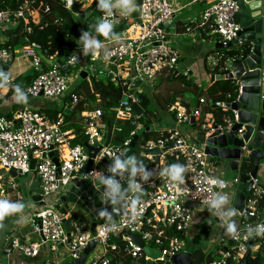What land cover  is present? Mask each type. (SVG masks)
I'll use <instances>...</instances> for the list:
<instances>
[{"label": "built area", "instance_id": "1", "mask_svg": "<svg viewBox=\"0 0 264 264\" xmlns=\"http://www.w3.org/2000/svg\"><path fill=\"white\" fill-rule=\"evenodd\" d=\"M66 8H69L67 1H62ZM193 4H203L201 18L198 25L207 30L209 35H217V42L228 43L237 36L238 26L232 22V15L237 10L236 2L233 0H191ZM139 12L137 19L131 24L122 37L121 42L112 40L103 43L105 48L111 52L107 61L103 52L90 61H98L103 65V70L118 80V75L126 71L128 80L119 84L122 94L111 109L114 119L111 130L108 127V136L105 144H101L103 137V124L100 122L102 110L94 106L83 111L81 114L85 124L83 138L74 142L75 134L71 129L65 128L66 120L63 114L49 119L38 109H31L27 106L20 108L14 120H6L0 116V194H4L3 187L16 189L17 183L12 180L11 171L15 174H28L34 172L39 180V192L41 196L39 204L31 201L37 209L32 216L35 218L33 228L41 237L40 242L20 240L18 237L11 239L3 249L9 257L13 252H19L26 257H35L40 253L42 247H49L53 254L60 255L64 248L70 260L80 256L87 244L92 241L94 248L99 246V251L93 253L89 264H145L148 256L144 248L130 239L131 235L138 236L145 246L160 252V256L152 260V264H171L170 258L185 251L186 240L184 234L190 230L192 212L196 205L207 207L208 198L217 191L227 192L238 180L235 175L231 180L224 176H215L208 168L204 152V143L196 141V137L187 138L178 128L160 127L161 134L154 139L147 141L143 148L142 157L151 162L150 170L163 168L168 163H181L190 167L185 173V179L181 188L177 189L164 177H155L148 184L144 185L145 192L142 196L143 204L139 217L132 222L116 217L120 224L116 232L100 234L101 230L97 225H103L105 221L96 217L93 230L91 222L83 217H77L72 209L65 207L60 202L70 187L78 182L89 181L93 187L101 192L102 187L94 186L95 178L88 176L92 171L107 173V166L111 159L119 155L128 146L136 131L142 127L137 120L140 116L136 114L133 105L138 103L135 94L127 91L128 85L139 79L141 84L144 81H154L157 76L175 69L179 59V50L169 42V24L177 12L172 0H139ZM188 10V9H187ZM189 13V12H188ZM191 14V13H189ZM28 14L23 8L0 9V28L14 26L23 23L25 33H30ZM177 20L181 19L177 15ZM32 48L40 49L38 44H30ZM74 53V52H73ZM69 54L62 62H55L45 70H38L37 75L24 88L28 98L42 96L49 100H59L67 95L68 100L64 102V112L71 111L79 102L78 95L69 93V81L66 71L70 67L80 64L84 57L81 51H77L80 58L70 61ZM12 55L7 47L0 45V65L8 66ZM32 62L35 67L39 66L40 60L33 55ZM126 87V89L124 88ZM138 92L140 90L138 89ZM99 100H97L98 102ZM205 98L199 97L194 105L181 104L171 106L174 125H190L193 119L195 134L200 133L204 138L211 136L216 130L220 133L229 131L236 121L235 114L232 118L223 115L219 120L212 121L210 117H201ZM223 110L226 108L223 107ZM134 125L129 138L122 145H115L109 141L110 131H120L123 126ZM238 134L242 130L237 131ZM82 142L90 146H100L90 167L85 170L90 157ZM264 149V139L262 141ZM244 154L241 155V164L250 157L251 150L247 146L242 147ZM51 153L56 158L53 161ZM31 159L35 160L33 170L30 169ZM84 173V175H82ZM209 177H218L224 181L223 187L207 183ZM125 186H127V179ZM6 189V191H7ZM263 190L258 185V179L252 183V196L245 199L243 214L237 213L234 219L239 223V235L233 239L222 233L197 232L195 250L207 255L212 252L204 239L211 238V244L216 248L215 254L218 259L212 264H241V258L245 254L249 242L250 259L255 261L258 252H264V237L245 238L246 229L249 225L264 223V216L258 212V200ZM51 194H56V208H47V200ZM17 191L16 196L18 197ZM251 218L244 219L242 216ZM66 224V226H65ZM68 228V231L66 230ZM116 239L122 243L117 245ZM113 240V241H112ZM92 249V250H93ZM91 250V251H92ZM0 264H18L9 261Z\"/></svg>", "mask_w": 264, "mask_h": 264}, {"label": "crops", "instance_id": "2", "mask_svg": "<svg viewBox=\"0 0 264 264\" xmlns=\"http://www.w3.org/2000/svg\"><path fill=\"white\" fill-rule=\"evenodd\" d=\"M62 1H67L69 3L70 7L67 9L70 10L74 14L75 18L77 19V25L80 27V30L78 31L77 35L80 36L81 32L83 31V26L85 24V21L87 17L89 16V14L91 13V11L93 10V8L97 6L98 0H84V1L82 0H62ZM172 3L174 4L177 12H175L169 24L168 32L169 33L172 32L173 33L172 35H176V36L187 34L188 36L193 38L191 40L192 44H188L186 46L181 45V47L186 51L187 57L189 55V59H188V58H185L184 53H182L183 58H182L181 63L185 67L190 63V60H194V61L197 60L198 62V65L195 64V62L191 63L190 65L191 68L189 70V73H191L192 75L189 81H192L198 87V92L196 94L197 97L194 99L184 98L185 103L194 105L200 96L204 97L206 101L202 108L201 117H210L212 121H215L216 119L214 116L216 112H212L211 103H212L213 98H215L216 94L209 95L208 92L217 90L220 86L219 84L216 83L217 81L216 82L214 81L211 83L210 76L213 74H228L230 72L231 60L229 59V52L220 50V49H215L214 46L217 41L214 43L213 47H207V48L203 47L199 49L200 44L202 43L205 44L206 41L213 40V35H209L206 29H203L198 25L200 18H201L203 4L201 5L193 4L191 0H172ZM136 4L137 5L139 4V0H136ZM16 8H23L26 10L27 14L29 15L28 22H31L33 24L40 23L41 16L39 15V12L36 9H33L31 7V0H0V9H16ZM71 8H75V9L71 10ZM77 8H83V9L80 12H76ZM185 9H188V10H185ZM188 12L191 14H189ZM102 15L103 13L101 14V16ZM177 15L181 19L186 20V22H184L183 20L182 21L177 20L176 18ZM137 16H138V11H135L131 14H123V15L120 14L119 12L116 13L115 19L118 20L116 24L123 25L122 31L120 32L122 34V37L126 35V31L131 27V24L137 19ZM17 26H20V29L14 32L15 30L14 28H16ZM23 32H24L23 23H19L14 26H4L0 28V45L7 47L12 55V60L9 63V66L6 67V69L10 68L13 70L11 72L12 73L11 84L12 85L19 84L21 85V87L25 88L35 77L36 71L45 70L49 68L50 66H52L55 62H58V58H57L58 51L55 49L56 52L53 57L48 56L44 52L42 56L37 55L35 52V49L30 46V44H33V43L27 42ZM19 34H22V37L17 38L16 35H19ZM79 38L80 37H78V40ZM169 38L170 36L168 37V39ZM77 51H80V48L72 52H69V54L73 52H77ZM205 52L207 53L204 58L203 54H205ZM33 55L39 58L40 60L39 66L38 67L33 66L32 61H31V67L29 69H26L23 61L26 59V57H31L32 59ZM210 56L213 57V59L211 61H207L210 58ZM42 57H44L46 60H43ZM0 69H4V68L0 67ZM183 73L186 74V72H183ZM184 77L186 78L187 75H185ZM70 92H71V89L69 86V93ZM13 95H14V89L12 86H9L7 90H0V116H3V118H5L6 120H12V121L14 120L16 112L23 106H27L31 109H38L42 111V114L45 115L47 118L54 119L56 116L53 117L51 115H48L46 111L56 110L57 108H59V106H62V104H64L63 100L65 97H67V95H65L62 99L53 100L52 102H45L44 100L37 99V98H28L27 103H15V102H12V99H11ZM5 101H8V103H5ZM222 102H225V100H223ZM86 108L89 109V107H86ZM71 111H66L65 113L68 112L69 114V112ZM223 111L224 110L219 111L220 117L223 115ZM163 117H164L163 121L160 122L159 124L165 123L168 126L167 128L176 127L182 133H184V135H187V138L196 137L195 135L196 127H194V124L193 126L192 124H190L189 126L185 124L176 126L174 125L172 116L169 113H166ZM67 125H68V122H66L65 128L67 127ZM159 127H163V125H159ZM153 131L157 133V136L161 134L160 128H158L157 130L153 129ZM261 147L263 149V146ZM143 152H144V148L141 146V148H139L140 155H142ZM263 152H264V149H263ZM250 160L253 162L251 156L241 165H243L244 163H249ZM146 161L149 162V167H150L151 162L147 159ZM207 164H208L209 170L215 176L226 177V175L227 176L232 175V177H234L236 175L232 173L231 171H229V169L225 165L220 163V161H218L217 159H213L209 157L207 159ZM248 173L249 172H247L246 174ZM257 179H258V185L263 190L261 195H263L264 194V159L261 160L259 163ZM37 180H38V177H37ZM84 182H81L82 184L81 187H77L76 184L74 186H71L70 191L64 196V199L61 198L60 202H62L63 204L65 203V207L67 208H69L68 202H71V203H75L77 206L84 209L85 214L79 215V214H76L73 207L70 208L72 209L73 213L77 217H83L86 220L90 221L92 224L93 219L96 222L95 209L104 207V205H102L101 202L99 201L93 200L92 192H90L89 186L92 187L93 190H95L100 197V193L98 192V190H96L89 181L86 182L87 183L86 185H84ZM37 185L39 187V180H38ZM233 188L234 189L230 188L229 191L225 192L230 197V205H229L230 207H233V203H234L235 186ZM9 190L14 193L15 200L24 202V198H25L24 195L18 191L19 195L17 197L16 189L8 188L4 194L6 195ZM30 192L29 193L31 197L33 194H38L39 191L38 192L30 191ZM249 194H251V192ZM108 207H111V206L108 205ZM258 212H260V214L264 216V206L262 210ZM23 215H24V219H16V218H19V216H16L15 217L16 220L10 222L8 226L9 229H7L4 232L7 236L4 237L5 241L3 243L2 249L0 250V255L4 258V259L0 258L1 261L5 263L12 261L18 264H63L64 262L72 261V260H68L66 257H63L64 254L68 256V254L65 251L61 250L60 255H56V254L51 253V251L47 250L49 247L47 248L42 247L40 249V253L35 257H26L19 252H13L12 255L7 257L3 249L9 244L11 239L18 237L20 240H23V241L25 240L36 241L33 239L32 235L34 233L39 235V233L35 231L33 228L34 222H32L29 219L28 212L24 211ZM242 217L246 220L251 219V218H247V216H244V215ZM236 222L239 225L238 220H236ZM215 225H216V228L212 230L211 228ZM31 229H33L35 232L33 233ZM199 231H205L207 233L211 232V233L216 234V233L225 232V229L221 226L220 220L215 215H211L207 207H204L203 209H197L192 212L190 230L184 234L186 245H187V239L192 244L193 240L196 237V233ZM40 240H41V237L39 241H36V242H40ZM191 251H192V245L190 249H186L185 252L191 253ZM52 254L55 257H58L57 262L55 261L53 263L52 261L48 259V255H52ZM258 254L261 255L262 257L260 261L256 259L255 261L252 262L250 259V256H248L247 264H264V252H258ZM216 260L214 259V261Z\"/></svg>", "mask_w": 264, "mask_h": 264}, {"label": "water", "instance_id": "3", "mask_svg": "<svg viewBox=\"0 0 264 264\" xmlns=\"http://www.w3.org/2000/svg\"><path fill=\"white\" fill-rule=\"evenodd\" d=\"M236 2L237 10L232 15V22L238 26L236 38L228 43L216 42L214 48L229 52L231 60V70L228 74H213L210 76V82L219 80H231L235 83L238 91L235 99L228 102H219L218 106L224 107L234 112L236 121L231 129L220 133L216 130L208 138L200 133L196 135V141L204 143L205 154L213 159H217L225 165L229 171L236 173L238 180L235 183L234 203L233 207L237 209V213L243 214L245 209L246 196L252 191L253 180L257 178L258 166L264 159L262 149V141L264 139V0H233ZM56 50L48 48L44 53L53 57ZM89 62V56H85V63ZM177 71L175 72V74ZM86 70L80 72V77L84 79L87 76ZM108 81L113 80L112 74L102 72ZM191 81H189L190 83ZM141 85L139 79H134L127 87L128 91L138 90ZM194 120H191L193 126ZM148 129V128H147ZM241 129L242 133L237 131ZM108 136V126L104 127L101 144H105ZM137 135H134L120 154L128 150V154L134 149L137 142ZM87 149L89 160L85 170H88L92 159L95 157L100 146H90L86 142H82ZM244 145L251 150L250 156L253 160V168L248 174H242L241 155L244 154ZM53 161L57 163L56 158L51 153ZM35 160L31 159L30 169L33 170ZM12 176H16L11 171ZM84 175V173L82 174ZM95 184V180H94ZM81 187V182L76 184ZM41 196L33 194L31 199L39 204ZM64 199V196L61 197ZM108 207V206H107ZM203 205H196L195 209H203ZM111 211V207H108ZM66 226V224H65ZM95 226L93 219L91 230ZM68 231V228L66 229ZM130 239L141 245L148 259L145 264H152V260L160 256V252L148 246H145L138 236L131 235ZM254 242L251 240L245 254L241 258V264H247V258L250 253V245ZM94 247V243L90 241L84 248L80 256L72 261L63 264H84L87 255ZM171 264H193L192 253L181 252L170 258ZM225 264H229V259Z\"/></svg>", "mask_w": 264, "mask_h": 264}, {"label": "trees", "instance_id": "4", "mask_svg": "<svg viewBox=\"0 0 264 264\" xmlns=\"http://www.w3.org/2000/svg\"><path fill=\"white\" fill-rule=\"evenodd\" d=\"M31 7L39 12L41 20L39 24L28 22L31 32H23L25 39L27 42L39 44L42 53L48 48L56 49L58 51V62L64 61L69 52L79 48L78 37L80 36H78L77 33L80 30V27L77 25V19L75 18L74 14L64 6L62 0H31ZM101 14L102 13L96 6L87 17L83 26V31H86L89 28L91 31H93V34H95L94 28L90 26L95 25L97 18L101 16ZM122 28V24H116L114 30L117 33H120ZM14 29V32H16L20 29V26H17ZM16 37H22V34L16 35ZM98 39H100L101 42L110 41V39L103 36H99ZM175 72L176 70L172 69L166 74H162L160 77V81H166L169 85L167 88L172 90L173 93L168 92L165 94L164 92H160L156 94L155 99L160 106L159 117L150 111L146 114V110H148V106L151 101L150 97L143 92L135 93L138 98V103L133 105V109L136 111L137 115L140 114L137 121L142 124V127L136 131V135L138 136L137 142L134 149L128 155H136L139 159L143 160L147 167H149V162L140 155L137 148H141V146L143 147L147 141L154 139L157 136V133L154 132L150 127L151 125H149L150 123L148 117H145L144 115L155 116V122H162L164 118L163 116L166 113H169L172 116V113L169 112V108L171 106L186 104L183 96L180 95L182 92L186 90H191L196 94L198 92L197 85H195L192 81L189 83V80L184 77L185 74L178 72L175 74ZM37 73L38 71H36L35 76ZM176 81H180L181 84L179 87L174 85ZM216 83L219 84L220 87L217 90L211 91V94H216L211 103V110L212 112H216L214 117L216 120H218L220 117L219 111H222V108L218 106V102L234 99L237 93V87L233 81L227 79L219 80ZM124 88L126 89L125 86ZM122 89L123 88L119 84L116 87L114 82L108 81L106 77L103 79H98L94 76L89 77L87 75L84 79L81 78L79 85H77V87L73 90L78 95L79 102L73 107L69 114L68 112H64L63 106H59V108L54 111L47 110L46 112L48 115L53 117L59 114L64 115L66 122H68L66 128L71 129L74 132V142L76 143L81 141V139H84L83 128L85 121L81 116V113L87 109L86 107L93 108L96 105L99 106L102 110L100 122L103 124V126L106 125L111 130L114 119L111 109L116 106V102L121 97ZM67 100L68 98L65 97L63 102ZM97 100L99 101L97 102ZM223 114L232 118V114L229 111H225ZM133 129H135L134 125L125 124V126H123L120 131H110L109 141L115 145H122L123 142L129 138V134ZM171 164L174 163L170 161L169 165ZM252 168L253 162L251 160L249 163H244L241 169L242 174L250 172ZM123 183L125 185V181H123ZM251 196L252 193L249 194L247 198L249 199ZM263 206L264 194L261 195L258 200V211H261ZM196 240L197 235L194 242ZM115 242L117 245L122 243V241L118 239H116ZM191 253L193 264H210L214 261V256L212 254L205 255L194 249H192ZM261 258V255L258 254L257 260L260 261Z\"/></svg>", "mask_w": 264, "mask_h": 264}, {"label": "clouds", "instance_id": "5", "mask_svg": "<svg viewBox=\"0 0 264 264\" xmlns=\"http://www.w3.org/2000/svg\"><path fill=\"white\" fill-rule=\"evenodd\" d=\"M97 7L103 15L97 18L95 25L90 26L94 28L95 34H93V31L89 28L86 31H82L78 40L79 48L83 56H90L91 58L103 52L104 59L107 61L111 57V52L105 48V45L98 37L103 36L113 42H121L122 34L114 30L118 22V20L115 19L116 13L119 12L122 15L131 14L138 11L139 6L136 4V0H98ZM79 58L80 55L74 52L71 57H69V60L74 61ZM83 60L85 61V57ZM95 72L97 73V71ZM11 81V71L0 69V90H7L9 86H12L14 89V95L11 98L12 102L27 103L28 93L21 85H12ZM128 92L130 93V91ZM232 100L227 101L230 102ZM5 103H8V101H5ZM221 108L223 110V107ZM225 111L229 110L226 109L223 112ZM229 112L233 117L234 112ZM189 167L190 163L188 165L174 163L163 168H154L150 170L143 160L139 159L134 154L128 155V150H125L122 154L116 155L111 159V163L107 166L108 174L102 171H92L84 176L85 179L88 176H93L95 178L94 186L103 188V191L99 193L100 202L104 207L95 209L96 217L105 221L103 225H97V229L101 230L100 234L103 235L105 233L118 231L120 227L116 219L118 216L129 222L135 221L139 217L143 204L142 196L145 192L144 185L148 184L155 177L167 178L178 192H182L183 189L181 185L184 182L185 173L188 171ZM125 178L127 179L126 187L123 183ZM206 182L221 187L224 185V181L218 177H209ZM108 205L111 206V211L108 210ZM229 205L230 197L223 191L213 193L207 200V209L209 213L215 215L220 220L221 226L225 229V235L235 239L239 235V226L234 219L237 215V209ZM25 208L26 204L21 201L0 198V229L4 228V221L10 216H20L21 219H23ZM250 237H264V223H258L254 226L249 225L246 229L245 238Z\"/></svg>", "mask_w": 264, "mask_h": 264}, {"label": "rangeland", "instance_id": "6", "mask_svg": "<svg viewBox=\"0 0 264 264\" xmlns=\"http://www.w3.org/2000/svg\"><path fill=\"white\" fill-rule=\"evenodd\" d=\"M84 1V0H82ZM83 7V6H81ZM93 8V6H92ZM75 8H71V10H74ZM83 8H77L76 9V12H80ZM94 9V8H93ZM187 10V9H185ZM139 11V10H138ZM173 33L170 32L169 33V36H170V44L177 48L179 50V53H180V56H179V59L176 63V66H175V70H177L179 73L181 74H185L183 72H186L185 75H187V79L189 80L192 75L191 73H189V70H190V65L191 63L195 62V64L198 65V62L197 60H190V63L187 65V66H183L182 65V58H183V54L184 53V57L185 58H188L189 59V55L187 57V54H186V51L181 47V45H188V44H192V39L190 36H188L187 34H184V35H180V36H176V35H172ZM217 38L218 36L217 35H213V40L212 41H206L205 44H200L199 45V49L205 47H213L214 46V43L217 41ZM208 51V50H207ZM35 52L37 55L39 56H42V51L38 48H35ZM207 52H205V54H203L204 58H205V55H206ZM43 60H46L44 57H42ZM213 59V57L210 56V58L207 60V61H211ZM31 57H26V59L23 61L24 62V65H25V68L26 69H29L31 67ZM192 61V62H191ZM32 65L34 66V63L32 62ZM7 66H3L1 65V68H4L2 70L4 71H13L12 69H6ZM103 68V65L101 63H99L98 61L94 62V61H90L88 63H85V61L83 60L80 64H77L76 66L74 67H70L66 73L68 75V81H69V84H70V89H71V92H73V90L77 87V85H79L80 81H81V77H80V72L81 70H86V72H88V76L89 77H96L98 79H103L105 78L106 76L101 74V71L103 72L104 70L102 69ZM6 69V70H5ZM32 70V69H30ZM97 71V73L95 72ZM163 75L166 74V73H162ZM159 75L156 77V79L154 81H144L143 84L140 85L139 87V90L140 92H143L145 94H147L151 101H150V104L148 106V110H146V114L150 111L154 114L157 115V117H159V111H160V106L159 104L157 103L156 99H155V96L157 93H160V92H164L165 94H167L168 92L170 93H173L172 90H169L167 87H169L168 83L166 81L162 82L160 81V77L162 76ZM126 80H128V75H127V72L124 71L122 72L121 74L118 75V80H113L111 82H114L115 86L117 87L118 83L119 84H122L123 82H125ZM180 81H176L174 83V85L176 87H179L180 86ZM201 89V88H200ZM131 93L135 94L136 92H138V90H131L130 91ZM209 95H211V92H208ZM181 96H183V98H188V99H194L197 97L196 93L192 92L191 90H186L184 92H182L180 94ZM38 99H41V100H44L45 102H52L53 100H48V99H44L42 96L38 97ZM145 117H148V120H149V125H151V128L154 129V130H157L159 127V125H163V127H168L165 123L163 124H159L160 122L157 121L155 122L154 120H156V117L155 116H146L144 115ZM137 150L139 151V148H137ZM137 151V152H138ZM236 174V173H234ZM226 180H231L233 177L232 175L231 176H227L224 177ZM12 180H14L15 183H18L16 185V190L19 191L21 194L24 195V202L26 204V208H25V212H28V215H29V219L34 222L35 221V218L32 216V214L37 210L33 203L31 201H29V197H30V191L32 192H38L39 191V187L37 185L38 183V180H37V176H35L34 172H30L28 174H24V175H21V174H17L15 177L13 176L12 177ZM88 181L85 180L84 182V185H86ZM4 190L6 191L7 187H3ZM90 192H92V196H93V200H96V201H99L100 202V197L98 195V193L93 190L92 187H90ZM88 188V189H89ZM103 190V189H101ZM30 192V193H29ZM0 198H4V199H9V200H12V201H17L15 200V197H14V193L12 191H8V193L5 195V194H1L0 195ZM56 202V194H51L47 200V204H46V207L47 208H56L53 203ZM69 205L68 207L71 208L73 207V209L75 210L76 214H79V215H84L85 214V210L80 208L79 206H77L75 203H71V202H68ZM65 205V203H64ZM16 216H10L8 218L5 219L4 221V228L3 229H0V250L2 249V246H3V243L5 241V236H7L4 232L9 229V224L10 222L16 220V219H21V217L19 216V218H16ZM23 219H24V215H23ZM216 228V225L213 226L211 229H215ZM33 231V233L35 232L33 229H31ZM211 233V232H209ZM33 239L36 240V241H39L40 237L38 234L34 233L33 235ZM205 242L207 243V245L209 247H212V255L214 256V259L216 260L218 258V256L215 254V251H216V248L213 247V245L211 244L210 240H212L211 238H206L204 239ZM2 241V242H1ZM192 245V249H195V246H196V243L195 242H192V244L190 243V241L187 239V245L185 247V251L186 249H190ZM48 251H51L49 248L47 249ZM61 250L65 251L64 248H62ZM99 251V246H97L96 248H94L92 250V252H90L85 260V263L84 264H89V260L91 259V257L93 256V253L95 254V252H98ZM52 253V251H51ZM63 257H66L68 260H70V258L64 254ZM0 258L1 259H4L1 255H0ZM48 259L50 261H52L53 263L57 260H58V257H55L53 254L52 255H48ZM232 264H234L232 262Z\"/></svg>", "mask_w": 264, "mask_h": 264}]
</instances>
